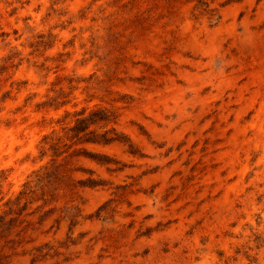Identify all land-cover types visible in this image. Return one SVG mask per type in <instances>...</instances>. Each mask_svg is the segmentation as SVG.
Masks as SVG:
<instances>
[{
  "label": "clouds",
  "instance_id": "clouds-1",
  "mask_svg": "<svg viewBox=\"0 0 264 264\" xmlns=\"http://www.w3.org/2000/svg\"><path fill=\"white\" fill-rule=\"evenodd\" d=\"M0 264H264V0H0Z\"/></svg>",
  "mask_w": 264,
  "mask_h": 264
}]
</instances>
